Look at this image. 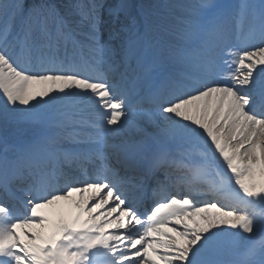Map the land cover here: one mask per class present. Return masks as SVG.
<instances>
[{
  "label": "snow or ice",
  "instance_id": "obj_1",
  "mask_svg": "<svg viewBox=\"0 0 264 264\" xmlns=\"http://www.w3.org/2000/svg\"><path fill=\"white\" fill-rule=\"evenodd\" d=\"M0 144V264H264V0H0Z\"/></svg>",
  "mask_w": 264,
  "mask_h": 264
},
{
  "label": "rangeland",
  "instance_id": "obj_2",
  "mask_svg": "<svg viewBox=\"0 0 264 264\" xmlns=\"http://www.w3.org/2000/svg\"><path fill=\"white\" fill-rule=\"evenodd\" d=\"M55 3L58 5H65L69 2V0H54ZM108 2H112V0H108ZM130 2L135 4H154V3H172L176 2V0H130ZM210 3L219 4V5H228L231 6L233 9L237 5H239L242 0H209ZM3 145L0 144V150H2ZM87 196V193L85 194ZM74 199H79V196L77 194H74Z\"/></svg>",
  "mask_w": 264,
  "mask_h": 264
},
{
  "label": "trees",
  "instance_id": "obj_3",
  "mask_svg": "<svg viewBox=\"0 0 264 264\" xmlns=\"http://www.w3.org/2000/svg\"><path fill=\"white\" fill-rule=\"evenodd\" d=\"M29 2H31V0H29Z\"/></svg>",
  "mask_w": 264,
  "mask_h": 264
}]
</instances>
